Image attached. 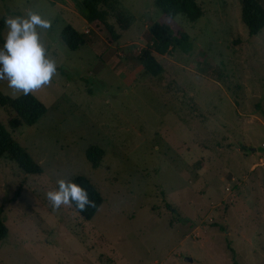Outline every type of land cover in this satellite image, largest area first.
Instances as JSON below:
<instances>
[{"label": "rangeland", "instance_id": "rangeland-1", "mask_svg": "<svg viewBox=\"0 0 264 264\" xmlns=\"http://www.w3.org/2000/svg\"><path fill=\"white\" fill-rule=\"evenodd\" d=\"M78 1L0 0V24L29 10L51 20L41 41L57 65L32 92L47 107L37 122L11 129L0 106L43 170L0 158V264H264V29L249 35L241 0H196L199 19L174 20L191 49L153 51L154 77L138 57L162 14L155 0H110L112 31ZM67 25L87 36L76 50ZM0 90L21 95L6 79ZM77 176L103 197L90 220L45 195Z\"/></svg>", "mask_w": 264, "mask_h": 264}, {"label": "trees", "instance_id": "trees-1", "mask_svg": "<svg viewBox=\"0 0 264 264\" xmlns=\"http://www.w3.org/2000/svg\"><path fill=\"white\" fill-rule=\"evenodd\" d=\"M242 21L248 28L250 36L259 34L264 29V4L261 0H241ZM81 15L88 23L98 22L109 30H113L109 23V10L106 6L110 5V0H81L78 1ZM155 5L160 9L161 16L153 22L149 28L151 34V44L143 49L138 57L140 64L151 76L158 77L163 72V65L156 59L153 51L159 54L170 53L174 49L188 52L191 49L189 35L178 28L174 22L178 15H185L191 21H195L201 16V7L196 0H155ZM3 21L0 24V43H2ZM61 38L64 43L72 50L83 46L87 41L85 33L79 32L73 26L67 25L61 31ZM0 106L7 108L15 114L10 128L16 129L22 123L32 125L43 117L47 112L46 105L40 101L32 92L28 95L11 97L0 90ZM0 121V158L5 157L14 160L21 169L28 174H41L42 167L36 163L31 156L23 149L12 137L10 131ZM103 151L97 146L88 149V158H92V153H97L100 159ZM93 162H97L96 160ZM72 181L84 187L89 198L94 202L92 207L84 211L76 210L80 215L90 220L97 212L103 202V197L95 185L84 176H77ZM19 192H17V195ZM9 228L1 216L0 211V242L6 238Z\"/></svg>", "mask_w": 264, "mask_h": 264}, {"label": "clouds", "instance_id": "clouds-1", "mask_svg": "<svg viewBox=\"0 0 264 264\" xmlns=\"http://www.w3.org/2000/svg\"><path fill=\"white\" fill-rule=\"evenodd\" d=\"M3 23L7 31L0 43V80L6 79L10 89L25 96L48 85L57 65L41 41V30L49 29L51 20L29 10L23 15L6 16ZM45 195L53 209L72 203L84 211L94 204L84 187L63 178Z\"/></svg>", "mask_w": 264, "mask_h": 264}, {"label": "water", "instance_id": "water-1", "mask_svg": "<svg viewBox=\"0 0 264 264\" xmlns=\"http://www.w3.org/2000/svg\"><path fill=\"white\" fill-rule=\"evenodd\" d=\"M251 149H255V148H251ZM189 260H192L191 258H188Z\"/></svg>", "mask_w": 264, "mask_h": 264}, {"label": "built area", "instance_id": "built-area-1", "mask_svg": "<svg viewBox=\"0 0 264 264\" xmlns=\"http://www.w3.org/2000/svg\"><path fill=\"white\" fill-rule=\"evenodd\" d=\"M264 145V144H263ZM264 147V146H263Z\"/></svg>", "mask_w": 264, "mask_h": 264}]
</instances>
